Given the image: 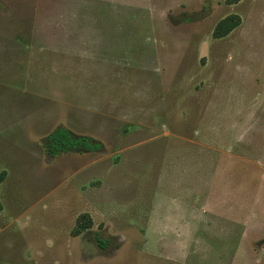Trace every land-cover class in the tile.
<instances>
[{
	"label": "rangeland",
	"instance_id": "374dc122",
	"mask_svg": "<svg viewBox=\"0 0 264 264\" xmlns=\"http://www.w3.org/2000/svg\"><path fill=\"white\" fill-rule=\"evenodd\" d=\"M0 203V264H264V0H0Z\"/></svg>",
	"mask_w": 264,
	"mask_h": 264
},
{
	"label": "trees",
	"instance_id": "16d2710c",
	"mask_svg": "<svg viewBox=\"0 0 264 264\" xmlns=\"http://www.w3.org/2000/svg\"><path fill=\"white\" fill-rule=\"evenodd\" d=\"M241 0H230L231 3H238ZM242 23V18L238 14H231L223 18L214 30V37L222 38L230 34ZM101 145L92 138L84 135H75L67 128L55 130L48 139V150L52 154H61L80 150H99ZM6 172H3L5 174ZM1 209V203H0Z\"/></svg>",
	"mask_w": 264,
	"mask_h": 264
}]
</instances>
